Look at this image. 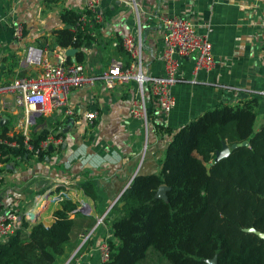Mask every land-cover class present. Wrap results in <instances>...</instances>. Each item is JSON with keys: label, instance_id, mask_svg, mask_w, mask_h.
Segmentation results:
<instances>
[{"label": "crops", "instance_id": "obj_1", "mask_svg": "<svg viewBox=\"0 0 264 264\" xmlns=\"http://www.w3.org/2000/svg\"><path fill=\"white\" fill-rule=\"evenodd\" d=\"M85 2L0 0V85L38 73V65L25 61L28 47L53 51L70 48L55 43V31L63 26L59 13L73 9L83 14ZM100 10L104 22L88 24L86 34L90 37L69 55L77 62L75 54L82 52L78 63L85 74L94 77V83L71 89L67 106L48 115L39 114L29 127L32 136L56 131L66 121L55 122L54 117L65 115L69 108L71 114L65 116L74 117L75 122L67 133H61L65 147L61 144L41 160L31 155L9 157L0 181V213H32L37 217L34 222L49 226L60 202L48 199L37 207L34 203L41 194L64 190V199L78 203L77 209L87 207L86 213L79 210L83 215L95 220L112 218V206L133 178L160 169L170 139L167 129H178L216 105H236L252 97L259 99L254 129L259 130L264 122V35L259 29L264 0H102ZM160 15L184 17L198 33L206 34L215 64L209 72L194 74L193 56L180 59L171 89L175 106L168 113L158 108L145 82L142 92L147 119H139L129 112L131 100L141 96L138 84L130 80L109 89L99 75L113 56L130 61L121 46L111 44L128 34L141 41L142 73L146 77L161 75L164 41ZM16 25L22 28L19 38L13 35ZM93 110L98 112L97 118L88 124L84 113ZM4 114L0 135L6 125L5 135L10 136L16 124H22L24 110L13 107ZM88 185H92L90 192L95 199L84 193L82 186ZM94 225L78 234L82 242L88 238V244L73 264H101L96 247L103 240L113 239V233L103 221Z\"/></svg>", "mask_w": 264, "mask_h": 264}, {"label": "trees", "instance_id": "obj_2", "mask_svg": "<svg viewBox=\"0 0 264 264\" xmlns=\"http://www.w3.org/2000/svg\"><path fill=\"white\" fill-rule=\"evenodd\" d=\"M81 14L60 11L58 46L78 49L90 37L72 30ZM75 60H82L81 51ZM258 108V97L219 104L178 129H167L170 139L160 169L137 174L110 210L113 239L107 240L109 260L102 264H140L149 247L172 264H210L207 261L214 257L217 264H264V239L250 230L264 232V122L254 129ZM46 135H33V143ZM242 141L248 145L211 162L223 143ZM3 153L8 161L10 156L23 158L26 151L8 147ZM161 185L169 187L166 199L155 196ZM82 189L96 198L92 185ZM77 206L65 198L54 210L51 225L24 222L0 244V264H63L79 245L78 234L95 222ZM87 244L88 238L68 264Z\"/></svg>", "mask_w": 264, "mask_h": 264}, {"label": "built area", "instance_id": "obj_3", "mask_svg": "<svg viewBox=\"0 0 264 264\" xmlns=\"http://www.w3.org/2000/svg\"><path fill=\"white\" fill-rule=\"evenodd\" d=\"M101 1L86 0L84 13L79 16L72 27L74 32H87L88 24L99 25L104 22L105 18L100 10ZM158 20L163 28L164 41L161 75L146 77L142 73L141 41H137L131 34L124 36L120 41L111 43L115 47L121 46L130 56V61L125 62L121 57L113 56L106 69L99 75L105 87L109 89L114 88L116 84L134 80L140 87L141 96L137 95L131 100L129 112L132 117L145 120L147 111L142 92L145 82L149 83L150 93L158 108L163 113H168L175 106V98L171 89L177 80L176 72L180 59L193 56L194 74L201 71L209 72L215 64L207 35L198 33L190 20L176 15H160ZM259 29L264 35V14L260 19ZM21 30V26L16 25L13 28V35L16 38L21 37ZM25 61L39 66L36 75L16 77L12 81L0 85V115L12 111L13 107L22 108L25 114L22 124H16L17 128L10 136L0 135V181L4 177V169L7 164L6 155L3 153L5 148H22L26 151L25 155L39 159L41 154L49 150V147L57 149L63 143L62 134L55 135V131H50L35 145L29 129L34 114L48 115L59 107L67 106L71 89L94 83V77L85 74L83 65L71 61L69 55L63 50L53 51L48 48L38 49L30 46L26 51ZM27 107H30L31 111ZM63 114H71V110L68 108ZM97 115L96 110L84 113L88 124L93 123ZM16 158L21 159V156H16ZM64 194V190H58L53 195L51 192H46L38 196L34 206H42L48 199L61 202L64 199ZM32 215V213H19L14 210L1 212L0 244L5 243L10 236L22 228L24 222L31 223ZM96 250L101 264L109 260L110 249L107 240L101 241Z\"/></svg>", "mask_w": 264, "mask_h": 264}, {"label": "water", "instance_id": "obj_4", "mask_svg": "<svg viewBox=\"0 0 264 264\" xmlns=\"http://www.w3.org/2000/svg\"><path fill=\"white\" fill-rule=\"evenodd\" d=\"M66 27H69V28H70L71 25H67ZM76 50H77L76 48L70 47V48H68L65 52H66L68 55H73V54L75 53ZM38 115H39V113H35L34 116L32 117V120H34L35 117L38 116ZM3 118H6V115H5V114H2L1 119H0V124L3 123ZM62 120H65V121H66V124H65V126L62 127V128L59 127V128L55 131V135H59V134H61V133H63V134L67 133V132L69 131V129L73 126L74 122H75V119H74V117H72V116H68V117H67V116H62L61 114H57V115L54 117V121H55V122H62ZM65 144H66V142L64 141V142L62 143L61 147L64 148V147H65ZM246 145H248V142H247V141H242V142H240V143H233V144H231V145H228L227 143H223L221 149L218 150V151L216 152V154H215V156H214V158L212 159L211 162L214 163V162L218 161L220 158L227 156V155L229 154L230 150L236 148L237 146H246ZM51 150H52V148L49 147V151H51ZM131 180H132V179H131ZM127 187H128V186H127ZM127 187H125V188H127ZM125 188L123 189V191L125 190ZM168 188H169V187L166 186V185H161V186L157 189L155 196L158 197V198L166 199V191L168 190ZM123 191L121 192V194L123 193ZM121 194H120V195H121ZM120 195H119V196H120ZM119 196H118V197H119ZM112 204H113V203H112ZM111 206H112V205H111ZM111 206H110V207H111ZM86 209H87V207H86V206H83V207H80L78 210H80V211L86 213V211H85ZM36 219H37V217L35 216V214L32 215L31 218H30V220H31L32 222L36 221ZM97 222H98V221H97ZM96 224H97V223H96ZM96 224L94 225V227L96 226ZM250 230H251V231H254V233H256L258 236H260L261 238L264 239V232H259V231H257V230H254L253 228H251ZM82 243H83V242H81V243L77 246V248H76V249L74 250V252L68 257V259L65 261L64 264H68V263L70 262V260H71L72 257L75 255V253L77 252V250L79 249V247L81 246ZM207 262H209L210 264H217V261H216V258H215V257L212 258V259H209Z\"/></svg>", "mask_w": 264, "mask_h": 264}, {"label": "rangeland", "instance_id": "obj_5", "mask_svg": "<svg viewBox=\"0 0 264 264\" xmlns=\"http://www.w3.org/2000/svg\"><path fill=\"white\" fill-rule=\"evenodd\" d=\"M101 218L99 217V219H97L98 220V222H97V220H95V222H94V224L95 223H97V224H101L102 223V221L104 222V224L105 225H107V227L108 226H110V221H111V217H109V216H106V217H104V218H102L101 220H100ZM93 224V225H94ZM91 228V227H90ZM90 230V229H89ZM88 230V231H89ZM82 242V239H81V241H80V243ZM79 243V244H80ZM83 243H84V241H83ZM82 243V244H83ZM81 244V245H82ZM74 252V251H73ZM72 252V253H73ZM71 253V254H72ZM68 259V258H67ZM66 259V260H67ZM65 263V262H64ZM63 263V264H64ZM140 264H172L170 261H168L166 258H164L162 255H160L154 248H152V247H149L148 249H147V254H146V256H145V258L140 262Z\"/></svg>", "mask_w": 264, "mask_h": 264}]
</instances>
